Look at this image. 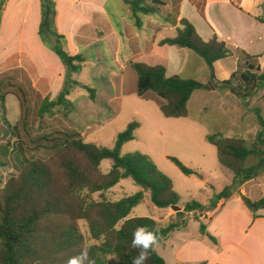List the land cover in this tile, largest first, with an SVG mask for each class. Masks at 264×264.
Returning a JSON list of instances; mask_svg holds the SVG:
<instances>
[{"label": "trees", "instance_id": "obj_1", "mask_svg": "<svg viewBox=\"0 0 264 264\" xmlns=\"http://www.w3.org/2000/svg\"><path fill=\"white\" fill-rule=\"evenodd\" d=\"M121 1L129 7L137 29L142 28L144 16L155 14L164 6V0ZM5 3L6 0H0V21ZM262 7L264 11V3ZM199 12L203 16L201 8ZM56 20L55 0H40L38 36L59 57L66 76L64 86L55 98H43L37 109L39 119L52 115L57 107L65 110L64 116L74 111L75 106L68 95L72 87L80 86V83L70 80L69 76L80 72L86 62L83 53L72 55L63 49L66 36L58 31ZM259 20L264 23V15ZM180 23L177 35L162 40L160 44L186 48L199 56L210 71L208 83L179 75L167 76L163 65L152 66L143 62L129 65L137 74V95L145 100L154 99L164 117H187L188 102L198 90H228L242 100L264 90V70L256 57L242 49L233 50L217 35L208 41L203 40L186 18ZM233 55L238 58L239 69L228 80H217L214 64ZM85 88L94 94V89ZM11 95L18 99L20 111L28 113L26 91L14 77L6 75L0 79V168L12 167L13 172L0 189V264H64L69 256L77 254L82 244L89 243L79 221L87 224L89 239L99 242L93 243L89 253L95 264H117L110 259L114 255L119 257V264H130L136 255V250L130 246L132 232L138 225L148 226L162 241L172 232L186 228L190 214L201 221L196 213L213 211L220 202V208L223 207L239 193V187L244 183L264 175V109L259 107L252 109L260 130L251 146L242 138L225 137L221 133L206 136V141L216 148L219 163L234 175L231 184L207 204L191 201L180 210L177 207L181 196L174 189L172 180L147 155L140 152L121 154L122 146L135 138L139 127L137 121L130 122L117 135L113 147L86 142L75 131H55L31 138L27 143L22 134V131L29 134L27 120L20 127L19 120L12 123L9 119L7 97ZM32 144L34 148H31ZM39 148L48 150L49 157H28L27 151H38ZM252 157L256 161L248 165ZM169 159L184 175L202 177L201 173L178 159ZM104 160L112 161L106 173L101 170ZM127 178H131L141 190L117 201L104 197L105 192ZM144 192H149L154 206L175 209L166 227L158 226L150 217H130L144 199ZM96 193H99L98 199L93 198ZM240 195L254 219L264 218V215H257L258 210L264 209V198L252 201ZM200 233L217 244V239L202 221ZM148 264L167 263L155 249Z\"/></svg>", "mask_w": 264, "mask_h": 264}, {"label": "rangeland", "instance_id": "obj_2", "mask_svg": "<svg viewBox=\"0 0 264 264\" xmlns=\"http://www.w3.org/2000/svg\"><path fill=\"white\" fill-rule=\"evenodd\" d=\"M28 1L23 3V0H9L7 3L9 14H13V18L19 22L13 35L14 47L18 46L20 33L26 32L27 35L36 23L39 24V1L31 0L27 4ZM82 4L80 2L75 6L79 15L83 14ZM107 10L116 24H120L124 18L125 26H132L127 6L121 0H111ZM24 20H27V25L23 24ZM82 21H86V17H80V22ZM91 28L89 25L88 30L84 29L83 33L88 42L80 48L86 62L80 72L69 76L70 80L80 83V86H73L68 95V99L75 106L74 111L64 116L65 110L57 107L52 115L39 119L37 109L43 97L53 99L56 94H39L31 87L28 79L21 72H17L12 77L27 93L28 102L25 107L28 113L20 111L18 99L11 95L7 97L9 119L12 123L19 120L20 127L27 120L26 127L30 135L22 131L27 143L31 138L36 139L55 131H75L86 142L105 147H113L117 135L130 122L137 121L139 127L135 131V138L122 146L121 154L140 152L147 155L172 180L174 189L181 196L177 207L180 210L191 201L207 204L231 184L234 175L219 163L216 148L206 141V136L221 133L225 137L242 138L251 146L260 130L252 109H264L263 90L246 100L238 98L228 90L217 89L216 94H212L210 90H202V96L197 94L200 96L195 95L189 100L187 117L166 118L154 99L145 100L137 95V74L128 64L132 57L127 45L122 44V52L117 60L111 51L112 47L106 49L97 40L106 29L100 26ZM126 31L130 32L129 29ZM133 31L137 33L136 29ZM65 36L66 41L62 47L67 53L74 54L72 46L67 44L70 36ZM190 53L192 58L200 61L196 54ZM57 59L60 62L58 57ZM187 74L183 73L182 76ZM6 75L0 74V79ZM209 77L207 68L196 75V80L204 82ZM85 86L94 89V94L91 95ZM34 146L32 144L31 148ZM27 155L30 158L46 159L50 152L39 148L38 151H27ZM170 157L198 171L202 177L184 175ZM255 161L256 158L252 157L248 165ZM111 165V160H104L101 163L102 172H108ZM11 172L12 167L0 168V189ZM244 184L213 220L222 202L213 211L196 213L202 223L206 224L208 232L217 239V244L201 235V221L190 214L186 228L176 230L168 238L159 241L155 248L157 253L167 264H264V218L254 219L240 195V190L244 188L245 196L250 200L264 198V175L249 181L245 187ZM140 190L131 178H127L103 195L110 201H117ZM143 195L144 199L133 209L130 217H150L158 226L166 227L171 222L175 209L158 208L151 202L149 192H144ZM93 198L98 199L99 193L93 194ZM262 213L264 209L257 211L259 216H263L260 215ZM78 224L89 243H99L89 239L88 226L84 221H79ZM221 249L223 255L216 259L215 253Z\"/></svg>", "mask_w": 264, "mask_h": 264}, {"label": "crops", "instance_id": "obj_3", "mask_svg": "<svg viewBox=\"0 0 264 264\" xmlns=\"http://www.w3.org/2000/svg\"><path fill=\"white\" fill-rule=\"evenodd\" d=\"M8 1L6 0L0 21V74L13 76L21 72L39 94L57 95L64 86L66 69L61 60L58 61V56L40 40L38 36L40 18L39 24L36 23L27 35L26 32L20 33L18 46L14 47L13 35L19 27V22L13 18V14H9ZM25 1L27 0H23V3ZM38 1L40 4V0ZM55 1L58 9V31L70 36L67 44L72 46L74 54L82 53L80 50L82 44L88 42L83 33L84 29H87L89 25L91 29L100 26L106 29V32L97 40L106 49L112 47L111 51L117 60L122 52V44H126L132 57V61L128 62L129 65L131 62H143L152 66L163 65L167 76L179 75L196 79L197 74L208 68L199 56L197 57L200 61L192 58L190 53L192 51L186 48L160 44L164 39L174 38L178 29L181 28V20L186 18L195 26L203 40L208 41L217 35L220 41L233 50L242 49L256 57L261 69L264 70V23L259 20L264 15L262 7L264 0H164V6L157 13L143 17L141 29L134 26L127 5L129 17L132 20V26L128 27L123 23L124 18L120 24L113 21L112 14L107 10L111 0ZM80 2L83 3L81 15L75 9ZM200 8L203 16L199 12ZM80 17H86V21L80 22ZM25 21L27 20H24L23 24L27 25ZM134 29L137 33L133 31ZM239 66L236 55L217 61L214 64L216 79L228 80ZM183 73L188 74L182 76ZM210 79L211 75L203 83H208ZM210 91L216 94L217 89ZM201 92L202 90L195 91L190 101L197 94L202 96ZM247 184L248 182L244 184V187ZM240 193L245 196V189L242 188ZM223 207L220 210L218 208L219 211L212 220ZM222 255L223 249L215 253V258L219 259Z\"/></svg>", "mask_w": 264, "mask_h": 264}, {"label": "clouds", "instance_id": "obj_4", "mask_svg": "<svg viewBox=\"0 0 264 264\" xmlns=\"http://www.w3.org/2000/svg\"><path fill=\"white\" fill-rule=\"evenodd\" d=\"M159 244L158 234L150 230L146 225H138L132 232L131 248L136 250V255L131 258L130 264H148L151 253ZM92 243H84L80 246L77 254L69 256L64 264H95V260L90 257ZM112 261L119 264V257L112 256Z\"/></svg>", "mask_w": 264, "mask_h": 264}]
</instances>
